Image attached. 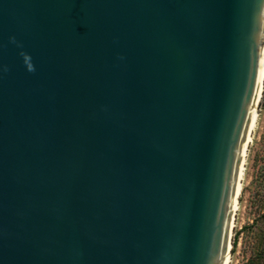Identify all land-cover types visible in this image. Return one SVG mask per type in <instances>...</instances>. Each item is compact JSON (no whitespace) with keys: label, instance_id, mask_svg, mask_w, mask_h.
<instances>
[{"label":"water","instance_id":"obj_1","mask_svg":"<svg viewBox=\"0 0 264 264\" xmlns=\"http://www.w3.org/2000/svg\"><path fill=\"white\" fill-rule=\"evenodd\" d=\"M263 63L264 0H0V264H226Z\"/></svg>","mask_w":264,"mask_h":264},{"label":"rangeland","instance_id":"obj_2","mask_svg":"<svg viewBox=\"0 0 264 264\" xmlns=\"http://www.w3.org/2000/svg\"><path fill=\"white\" fill-rule=\"evenodd\" d=\"M233 215L229 264H248L264 247V81Z\"/></svg>","mask_w":264,"mask_h":264},{"label":"bare ground","instance_id":"obj_3","mask_svg":"<svg viewBox=\"0 0 264 264\" xmlns=\"http://www.w3.org/2000/svg\"><path fill=\"white\" fill-rule=\"evenodd\" d=\"M263 81H264V63H263V69H262V75H261V82H260V88H259V92H258V96H257V101H256V105H255V109H254V113H253V118H252V122H251V126H250V131H249V135H248V139H247V143H246V147H245V151H244V156H243V160H242V164H241V168H240V173H239V179H238V186H237V192H236V199H235V205H234V211L233 213L236 212L237 210V203H238V199L241 193V177L243 175V169H244V162H245V157H246V149L249 146L250 143V139H251V134L253 132V130L255 129V124H256V120H257V106L259 103V100L262 97V90H263ZM233 221L231 222V228H230V235H229V241L231 240V234H232V229H233ZM230 261V247H228V253H227V260H226V264H229Z\"/></svg>","mask_w":264,"mask_h":264},{"label":"clouds","instance_id":"obj_4","mask_svg":"<svg viewBox=\"0 0 264 264\" xmlns=\"http://www.w3.org/2000/svg\"><path fill=\"white\" fill-rule=\"evenodd\" d=\"M12 42L15 43V38L12 37L11 38ZM24 59H25V67H26V70L29 71V72H35V65L31 62V57L27 54H24ZM3 72H6L8 71V68L7 66H3L2 69Z\"/></svg>","mask_w":264,"mask_h":264},{"label":"trees","instance_id":"obj_5","mask_svg":"<svg viewBox=\"0 0 264 264\" xmlns=\"http://www.w3.org/2000/svg\"><path fill=\"white\" fill-rule=\"evenodd\" d=\"M248 264H264V247L258 250L255 258L251 259Z\"/></svg>","mask_w":264,"mask_h":264}]
</instances>
